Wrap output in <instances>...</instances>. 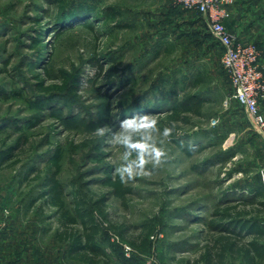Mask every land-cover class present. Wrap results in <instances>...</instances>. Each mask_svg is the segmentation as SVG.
I'll return each mask as SVG.
<instances>
[{"label": "rangeland", "instance_id": "rangeland-1", "mask_svg": "<svg viewBox=\"0 0 264 264\" xmlns=\"http://www.w3.org/2000/svg\"><path fill=\"white\" fill-rule=\"evenodd\" d=\"M78 1L94 8L91 28L79 21L59 27L53 0H0V90L6 95L0 97V151L22 137L14 157L0 165V264H81L68 260L55 240L56 210L27 204L30 194L41 191L32 178L37 171L44 176L56 151L57 178L70 208L72 185L93 210L94 200L104 197V217L94 213L97 242L112 263L192 261L208 235L204 221L216 208L264 200L258 175L264 141L229 99L222 49L201 15L177 0ZM109 8L118 18L103 22ZM40 84L51 90L40 91ZM185 93L205 100L202 114L190 115L186 124H169L166 113L134 117L155 105L165 108ZM160 119L163 127L147 130ZM172 131L204 149L185 155ZM129 143L166 155L160 165L144 166L148 175L137 174L136 167L132 178L125 174L131 192L120 200L103 180L106 169L115 176L118 168L138 162V155L124 159L133 149ZM218 158L223 161L216 163ZM253 207L264 228V207ZM149 227V252L142 254L129 241Z\"/></svg>", "mask_w": 264, "mask_h": 264}, {"label": "trees", "instance_id": "trees-1", "mask_svg": "<svg viewBox=\"0 0 264 264\" xmlns=\"http://www.w3.org/2000/svg\"><path fill=\"white\" fill-rule=\"evenodd\" d=\"M53 0L58 12L57 24L59 27H65L70 22L79 21L81 25L91 28L89 19L93 17L95 11L87 3L70 0ZM197 14V13H196ZM118 12L112 8L107 11V16H104L103 22H114L118 18ZM39 36L42 34L39 32ZM37 39V38H36ZM43 54L38 56L42 59ZM38 87L40 91L49 92L50 87ZM56 89L63 90L64 86H54ZM13 96L17 97L19 94L13 92ZM164 95V94H163ZM5 94L0 90V97L5 98ZM168 96H164L162 101H167ZM205 105V100L197 93H185L181 98L174 99L167 107L160 108L154 106L151 109L140 110L138 115H152L157 112L164 114L165 119L169 124L171 123H188L190 115L200 116ZM241 108V107H240ZM242 110V109H241ZM144 115V116H145ZM143 116V117H144ZM141 117V118H143ZM165 121L163 119L152 123L147 130L157 131V127H163ZM168 124V127L170 128ZM15 126L16 122L11 121V126ZM31 125V124H30ZM20 128H15L19 130ZM173 133V131H172ZM177 148L187 156H192L201 152L204 146L201 144H192L183 139L177 138L176 134H171ZM22 137L17 138L16 142L0 151V165H2L8 158L14 157V151L20 148ZM139 149H130L133 157L138 155ZM61 153L56 151L55 154L49 158L46 166L44 176L39 172L35 174L32 180L39 181L41 191L38 195H29L28 207H33L37 202H40L39 208L52 206L59 214V230L55 233V240L64 245V251L67 259L81 264H114L106 251L97 242L100 233L99 226L96 222L94 213L100 217L105 215L104 197L94 200L93 207H87L85 200L78 192L76 186L72 185V201L71 208L65 201V190L63 185L58 180L59 161ZM222 162L223 159L218 158L214 160ZM33 168L30 172H33ZM36 171V170H35ZM28 179V174L23 176L21 183ZM103 184L112 190L115 197L123 200L127 194L131 192V188L126 186L121 180L120 175L112 176L109 169L105 170V178ZM258 193V192H257ZM260 205L264 207V200L255 202L247 198L242 206H223L216 208L209 219L204 221V225L208 231V235L204 240L202 246L198 250L197 257L190 261L186 260L184 263L180 261L178 264H227L228 262H239L240 264H264V228L260 226L256 218L253 205ZM41 207V208H40ZM247 207V208H244ZM258 208L257 211H261ZM153 228H146L145 232L130 240L129 244L137 252L147 254L149 252L150 240L149 235ZM119 233V232H118ZM121 239L125 237L120 232ZM140 238L142 240H140ZM163 253H160V258L163 260Z\"/></svg>", "mask_w": 264, "mask_h": 264}, {"label": "built area", "instance_id": "built-area-1", "mask_svg": "<svg viewBox=\"0 0 264 264\" xmlns=\"http://www.w3.org/2000/svg\"><path fill=\"white\" fill-rule=\"evenodd\" d=\"M177 1L184 10L204 18L210 36L222 49L221 65L232 88L229 99L239 104L253 130L264 141V113L261 109L264 102V49L254 43H241L224 24L230 0ZM258 175L264 185V168L258 171Z\"/></svg>", "mask_w": 264, "mask_h": 264}, {"label": "crops", "instance_id": "crops-1", "mask_svg": "<svg viewBox=\"0 0 264 264\" xmlns=\"http://www.w3.org/2000/svg\"><path fill=\"white\" fill-rule=\"evenodd\" d=\"M224 24L241 43H254L264 49V0H230ZM264 63V55H263ZM264 113V102L261 103Z\"/></svg>", "mask_w": 264, "mask_h": 264}, {"label": "clouds", "instance_id": "clouds-1", "mask_svg": "<svg viewBox=\"0 0 264 264\" xmlns=\"http://www.w3.org/2000/svg\"><path fill=\"white\" fill-rule=\"evenodd\" d=\"M169 130H165V135L168 134ZM99 134H103V129L99 130ZM130 148L139 149L140 152L137 156L138 162L128 163L127 166H123L117 169V173L120 175L121 180H124L125 174H127V177L130 179L133 176V168L136 167L140 169V173L137 174H143L148 175L149 173L144 172V166L148 164L149 162H152L154 166H158L161 163H163L162 158L165 157V153L163 150L159 148L153 147L151 151L146 152V145L142 143H136V144H128ZM131 153H126L124 159L127 161ZM147 156V158H146Z\"/></svg>", "mask_w": 264, "mask_h": 264}]
</instances>
